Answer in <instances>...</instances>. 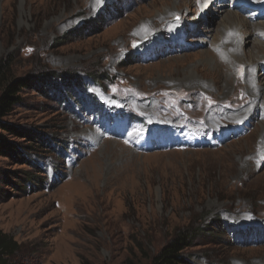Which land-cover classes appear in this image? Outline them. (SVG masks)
I'll list each match as a JSON object with an SVG mask.
<instances>
[{
    "label": "rangeland",
    "instance_id": "1",
    "mask_svg": "<svg viewBox=\"0 0 264 264\" xmlns=\"http://www.w3.org/2000/svg\"><path fill=\"white\" fill-rule=\"evenodd\" d=\"M232 4L0 0V96L27 82L0 118L8 264H149L190 232L185 264H264V19Z\"/></svg>",
    "mask_w": 264,
    "mask_h": 264
},
{
    "label": "trees",
    "instance_id": "2",
    "mask_svg": "<svg viewBox=\"0 0 264 264\" xmlns=\"http://www.w3.org/2000/svg\"><path fill=\"white\" fill-rule=\"evenodd\" d=\"M5 63L0 62V74L1 70L5 69ZM57 82V80H55ZM2 88H4L0 96V118L4 116L8 111L12 109V106L19 102V98L15 93L22 89L26 85L25 79H17L13 81L2 82ZM52 87V86H51ZM10 126V127H8ZM0 128H5L14 135H18L19 129L12 127V125H5L0 120ZM10 142L6 141L0 134V151L4 152L10 148ZM38 172H42L40 169ZM34 179H42L39 176H35ZM193 233L177 234L169 243L164 245L161 250L151 259L149 264H185L187 261L180 256L181 251L189 244L190 238ZM17 244L7 235L0 233V264H8V260L14 254ZM80 264H93L89 260L84 259ZM125 264H137L132 260H127Z\"/></svg>",
    "mask_w": 264,
    "mask_h": 264
},
{
    "label": "bare ground",
    "instance_id": "3",
    "mask_svg": "<svg viewBox=\"0 0 264 264\" xmlns=\"http://www.w3.org/2000/svg\"><path fill=\"white\" fill-rule=\"evenodd\" d=\"M236 20H240L239 18H237L235 15H230L229 13L228 14H225L224 15V27H229V28H231V27H236V26H238V24H239V22L238 21H236ZM223 25V24H222ZM256 30H258V31H260V32H258V33H260L261 35H263L264 36V24H261V25H258V26H256V29H255V31ZM259 42V41H258ZM260 46H258V47H260L259 49H261L262 47H263V45H262V43L260 42V43H258ZM231 47H236V45H232ZM235 51V53H233V51L232 52H229V51H227V53L229 52L230 54H235V55H237L238 54V52H237V49H235L234 50ZM236 59L238 60L239 59V57H236ZM259 59H256V58H254L253 60H252V62L249 64V67L247 68V71L246 72H251V70H253V68L254 67H256L258 64H259V61H258ZM212 68V67H211ZM215 70V69H214ZM249 70V71H248ZM211 71V70H210ZM248 81V80H247Z\"/></svg>",
    "mask_w": 264,
    "mask_h": 264
},
{
    "label": "snow or ice",
    "instance_id": "4",
    "mask_svg": "<svg viewBox=\"0 0 264 264\" xmlns=\"http://www.w3.org/2000/svg\"><path fill=\"white\" fill-rule=\"evenodd\" d=\"M97 2H100V0H97ZM198 2H199V0H198ZM178 19V18H177Z\"/></svg>",
    "mask_w": 264,
    "mask_h": 264
}]
</instances>
